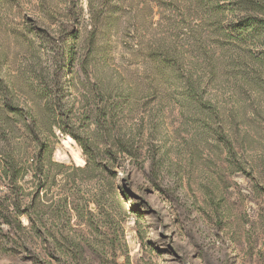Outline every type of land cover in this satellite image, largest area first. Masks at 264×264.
<instances>
[{
	"label": "rangeland",
	"instance_id": "1",
	"mask_svg": "<svg viewBox=\"0 0 264 264\" xmlns=\"http://www.w3.org/2000/svg\"><path fill=\"white\" fill-rule=\"evenodd\" d=\"M120 1L0 0V264H264V0Z\"/></svg>",
	"mask_w": 264,
	"mask_h": 264
},
{
	"label": "trees",
	"instance_id": "2",
	"mask_svg": "<svg viewBox=\"0 0 264 264\" xmlns=\"http://www.w3.org/2000/svg\"><path fill=\"white\" fill-rule=\"evenodd\" d=\"M118 3L121 4V1L118 0ZM117 5H115L116 7ZM114 7V6H113ZM112 6L109 7V0H88V26L89 30L85 31V41L89 43L90 49H88V53L98 52L97 49L95 48L94 50V45L98 41V38L101 37L102 30H100L101 26L108 27L111 22L114 21V8ZM69 23L71 24H77V27H79V18H81V11L74 9H71L70 15H69ZM68 23V24H69ZM67 24V25H68ZM68 26L63 27L60 32H59V39L61 40L63 37L66 38V41H71L74 42L76 41V37L78 36V32L76 31L75 33L70 32V28L67 29ZM74 40V41H73ZM67 45V43H66ZM66 49L63 50L64 56H68L69 58L74 55V48L71 47V45L65 46ZM167 52V50H166ZM169 59V58H167ZM105 112V111H104ZM110 115L107 113H104V117ZM32 120L34 123H36L35 117L32 116ZM97 137V136H96ZM80 147L82 148L83 154L86 158V164L85 167H89L92 162H95L96 159H99V161H102L101 159L102 156V149L100 148V143L97 142L95 137L91 138V140L86 139V141L81 142L78 141ZM116 147L115 149H109V156H111V160L114 162H124L125 160L128 159H135L137 158V154L131 153L129 147H128V142L125 140H118L115 142ZM106 148V147H105ZM231 150L234 152V147L232 143L230 144Z\"/></svg>",
	"mask_w": 264,
	"mask_h": 264
}]
</instances>
